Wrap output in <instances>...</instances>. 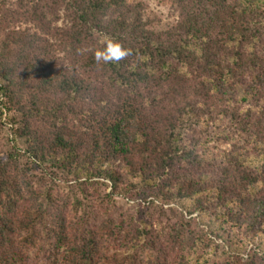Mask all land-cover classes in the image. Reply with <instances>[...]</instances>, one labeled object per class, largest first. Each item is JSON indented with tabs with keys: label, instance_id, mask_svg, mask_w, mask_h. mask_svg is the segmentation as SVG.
Returning a JSON list of instances; mask_svg holds the SVG:
<instances>
[{
	"label": "trees",
	"instance_id": "16d2710c",
	"mask_svg": "<svg viewBox=\"0 0 264 264\" xmlns=\"http://www.w3.org/2000/svg\"><path fill=\"white\" fill-rule=\"evenodd\" d=\"M194 1L197 12L166 39L128 0L75 1L67 36L86 46L79 67L56 71L53 59L36 55L15 78L0 62L2 108L19 117L12 119L14 135L39 165L101 178L118 195L138 182L166 180L183 213L206 217L218 209L226 223L248 232L254 219L264 220V146L240 145L263 128L264 45L255 25L264 23V0ZM110 45L127 54L97 61ZM12 163L0 161V264H24L14 237L32 233L41 214L37 199L23 198ZM51 231L59 258L53 264H104L112 244L137 237L112 224L79 228L62 214Z\"/></svg>",
	"mask_w": 264,
	"mask_h": 264
},
{
	"label": "rangeland",
	"instance_id": "374dc122",
	"mask_svg": "<svg viewBox=\"0 0 264 264\" xmlns=\"http://www.w3.org/2000/svg\"><path fill=\"white\" fill-rule=\"evenodd\" d=\"M75 1L78 0H0V62L14 70L15 78L23 77L22 64L36 55L53 59L56 71L79 67L80 53L86 46H74L67 36L74 30L71 11ZM180 2L128 0L129 9L142 13L143 22L163 39L198 10L194 0ZM109 19L110 16L106 21ZM255 26L261 32L257 39L264 45V23L257 21ZM5 86L0 79V89ZM30 96L29 90L24 92L25 107L30 105ZM5 102L0 99V161H15L10 171L19 176L23 198H35L41 207L34 231L14 237V249L22 253L24 264H53L59 259L51 228L61 214L72 225L86 230L112 224L122 235L126 230L135 231L136 242L112 244L104 264H264V220L254 219V226L246 232L226 223L218 209L209 210L206 217L183 213L185 205L166 180L138 182L128 194L118 195L101 178H83L52 163L39 165L26 153L27 142L14 135L12 119L17 121L19 117L7 111L6 104L3 110ZM260 123L262 130L244 135L240 145L256 141L264 146V120L260 119ZM191 135L188 133L187 138ZM206 144L209 153L216 152L212 142ZM248 146V153L255 157L256 148L252 143ZM241 221L245 224L243 217Z\"/></svg>",
	"mask_w": 264,
	"mask_h": 264
},
{
	"label": "clouds",
	"instance_id": "9594fccd",
	"mask_svg": "<svg viewBox=\"0 0 264 264\" xmlns=\"http://www.w3.org/2000/svg\"><path fill=\"white\" fill-rule=\"evenodd\" d=\"M126 54L127 53L124 52V51H122L119 48V46L110 45L108 47L106 53L97 52L96 53V59H97V61H100L101 59H103L106 62L107 61H110V60H116V61H118L120 59H123Z\"/></svg>",
	"mask_w": 264,
	"mask_h": 264
}]
</instances>
